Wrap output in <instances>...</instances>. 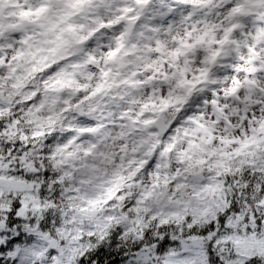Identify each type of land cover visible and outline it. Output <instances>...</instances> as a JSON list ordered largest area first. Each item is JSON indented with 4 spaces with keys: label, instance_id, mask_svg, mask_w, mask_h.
<instances>
[{
    "label": "clouds",
    "instance_id": "9594fccd",
    "mask_svg": "<svg viewBox=\"0 0 264 264\" xmlns=\"http://www.w3.org/2000/svg\"><path fill=\"white\" fill-rule=\"evenodd\" d=\"M0 264H264V0H0Z\"/></svg>",
    "mask_w": 264,
    "mask_h": 264
}]
</instances>
